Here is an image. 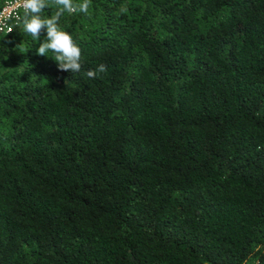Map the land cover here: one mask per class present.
Returning <instances> with one entry per match:
<instances>
[{"label":"trees","instance_id":"obj_1","mask_svg":"<svg viewBox=\"0 0 264 264\" xmlns=\"http://www.w3.org/2000/svg\"><path fill=\"white\" fill-rule=\"evenodd\" d=\"M59 23L78 73L36 54L45 32L0 34V264H244L264 245V0H91Z\"/></svg>","mask_w":264,"mask_h":264},{"label":"clouds","instance_id":"obj_2","mask_svg":"<svg viewBox=\"0 0 264 264\" xmlns=\"http://www.w3.org/2000/svg\"><path fill=\"white\" fill-rule=\"evenodd\" d=\"M23 14L17 17L23 32L30 35L33 40L39 41L41 32H45V40L39 43L36 54L46 56L51 51L54 53V61L57 68L64 72H80L81 49L74 42L72 35L64 30L59 23L60 17L65 13H84L88 14L91 0H80L75 3L74 0H51L57 8L52 16H44V10L49 6V0H20ZM106 71V66L101 64L96 70L87 71L89 78L95 79L97 72ZM264 250V245L257 244L253 249V253L244 260V264H249L256 252ZM253 264H259L254 261Z\"/></svg>","mask_w":264,"mask_h":264},{"label":"built area","instance_id":"obj_3","mask_svg":"<svg viewBox=\"0 0 264 264\" xmlns=\"http://www.w3.org/2000/svg\"><path fill=\"white\" fill-rule=\"evenodd\" d=\"M23 14L20 0H4L0 6V34H10L19 26L18 16Z\"/></svg>","mask_w":264,"mask_h":264}]
</instances>
